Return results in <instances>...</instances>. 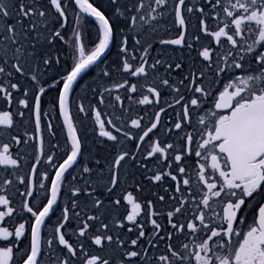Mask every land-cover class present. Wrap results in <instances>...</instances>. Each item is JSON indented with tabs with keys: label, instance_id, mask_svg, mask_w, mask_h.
<instances>
[{
	"label": "snow or ice",
	"instance_id": "6c2138e0",
	"mask_svg": "<svg viewBox=\"0 0 264 264\" xmlns=\"http://www.w3.org/2000/svg\"><path fill=\"white\" fill-rule=\"evenodd\" d=\"M0 264H264V0H0Z\"/></svg>",
	"mask_w": 264,
	"mask_h": 264
},
{
	"label": "flooded vegetation",
	"instance_id": "af4514ba",
	"mask_svg": "<svg viewBox=\"0 0 264 264\" xmlns=\"http://www.w3.org/2000/svg\"><path fill=\"white\" fill-rule=\"evenodd\" d=\"M87 79H89V77L86 76V77H85V80H87ZM83 82H84V81H81V83H83Z\"/></svg>",
	"mask_w": 264,
	"mask_h": 264
}]
</instances>
